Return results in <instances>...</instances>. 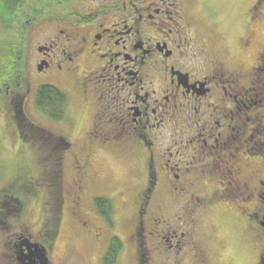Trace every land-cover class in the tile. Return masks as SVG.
Listing matches in <instances>:
<instances>
[{
  "label": "flooded vegetation",
  "instance_id": "obj_1",
  "mask_svg": "<svg viewBox=\"0 0 264 264\" xmlns=\"http://www.w3.org/2000/svg\"><path fill=\"white\" fill-rule=\"evenodd\" d=\"M204 3L24 0L11 16L0 11L15 29L0 96L17 94L9 103L18 102L19 141L46 157L34 168L14 162L7 175L13 182L23 172L22 194L0 189V264H208L203 218L222 208L256 250L254 264H264V0H250L236 55ZM30 62L44 78L35 94L54 86L67 95L60 117L33 95L43 127L21 125ZM108 154L135 162L129 194L100 175L97 160ZM25 197H41L39 210Z\"/></svg>",
  "mask_w": 264,
  "mask_h": 264
},
{
  "label": "rangeland",
  "instance_id": "obj_2",
  "mask_svg": "<svg viewBox=\"0 0 264 264\" xmlns=\"http://www.w3.org/2000/svg\"><path fill=\"white\" fill-rule=\"evenodd\" d=\"M204 2L205 13L209 14L211 18L217 22L219 30L224 31L223 34L226 38H230L234 41V55L237 53H242L243 51L238 39L239 36L244 35L245 32L249 30L245 13L247 11L248 5H250V0H204ZM23 3L24 0H0V11L2 12L4 9H6L9 11L8 16H11L12 8L7 9V7H14V9L21 8ZM263 10L264 7H262L261 11ZM200 27H202L201 24ZM14 30L15 29L13 28V25L9 23V21L4 22L3 20V22H0V81L3 75L10 70L4 64V60L3 63H1V58L5 60L6 58H10L9 67L11 66V61H13V43L15 40ZM262 31H264V27H261L260 32L262 33ZM7 45L10 46L6 47ZM29 51L30 57L32 48L29 49ZM252 53L255 54L256 51ZM243 60L246 64L250 61L248 59ZM233 62L239 64L241 59L236 56L235 59L233 58ZM28 74L30 83L26 84L22 91L26 98L25 110L27 116L29 117L27 119L28 121L34 122L38 126L43 127L46 125V121L44 119L46 116L42 111L36 109L35 104H31V100L33 95L36 96V85L43 82L44 78L43 76H37L32 62H30ZM14 94L16 97L17 94ZM69 96L71 97V101L78 99L75 89H70ZM15 97L10 98V95H8L6 96L3 103V98L0 96V163L2 164H0V189L7 186L6 188H8L11 194H22L24 189L22 188L23 183L20 181V179L23 172H20L19 169L16 168L14 171V176L18 177L13 182L9 181L10 177H8L7 173L10 174L13 171L15 165L14 162H27L26 164H29L31 168H34L36 162L45 161L43 159L45 158V155L39 150V146L32 145L25 139L19 141V134H17L16 130L14 129V127L18 126V124L16 120L11 117V113L13 109L18 106V102L14 104L9 103ZM73 110V113L76 115V117L81 116V112L78 109L73 107ZM26 124L27 121L25 120L21 123L22 127H26ZM97 162H99L100 165V175L106 181H113L114 190L117 191L118 189L128 188V194L131 192V185L133 184L134 179L135 162L125 160L118 155L112 154L99 157ZM9 184L10 186L8 187ZM106 194L108 193H100V197L103 199H108ZM22 199L25 204L31 200L27 197ZM34 200V202L30 201L28 203L30 206L33 204L35 210H39V206L43 203V199L39 197ZM222 211V213L212 211L207 218H203L204 225L201 241L207 253L208 264H254L256 259V250L252 247V245H250L247 237L242 238V236L244 237V234L236 224L238 220L236 221V219H233L232 215L227 210H224V208H222ZM11 212V215L17 214L15 210ZM118 216L117 230L119 233H121L123 238H126V234L129 230L127 226V222L129 221V212L122 213ZM32 218L35 219V215L31 212L30 219ZM34 219H32V222ZM14 223H17L16 220H14ZM67 236L75 243V245H77V250L81 254L86 255V253L80 249V247H82L80 240L78 238L74 240L71 234H66L64 238ZM60 248L61 246H59L55 252L54 256L56 259H59V252L61 253ZM130 252L132 253L131 248L128 250V254H130ZM96 253L97 252H94V255H96ZM95 257L96 256H94V258ZM82 258H84L86 261L88 260L84 256H82ZM130 262L131 260L129 258L124 257L121 261V264H131Z\"/></svg>",
  "mask_w": 264,
  "mask_h": 264
},
{
  "label": "trees",
  "instance_id": "obj_3",
  "mask_svg": "<svg viewBox=\"0 0 264 264\" xmlns=\"http://www.w3.org/2000/svg\"><path fill=\"white\" fill-rule=\"evenodd\" d=\"M10 8H12V7H7V9H10ZM4 10H6V9H4ZM4 22H7L6 17H4ZM8 46H10V45H7L6 47H8ZM13 48H14V43H13ZM12 56H14V53ZM9 59L6 58V60H5V59L1 58V63H3V60H4V62H5L4 64L6 65V67L8 69H11V66L9 67V63H10ZM65 101H66V94L54 86H42L38 89L37 94H36V102H37L38 106L42 109V111H44V112L50 111L54 114L55 117H60L62 115V111H61L63 109L62 104ZM22 120L23 119H21L20 121L22 122ZM24 120L27 121L26 125L29 126L30 121H28L27 118H24ZM24 120H23V122H24ZM42 152L44 154V151H42ZM43 159L46 160V157ZM44 162H46V161H44ZM98 201L100 203H102V201H106V199H98ZM114 242L116 243V240H114ZM113 249H114V247L110 250L109 253H111ZM107 263L113 264L114 259L111 261H110V259L107 260Z\"/></svg>",
  "mask_w": 264,
  "mask_h": 264
}]
</instances>
